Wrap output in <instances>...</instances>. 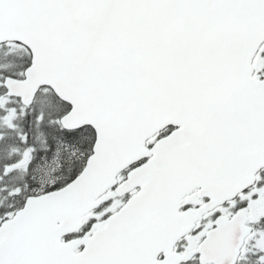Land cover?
I'll use <instances>...</instances> for the list:
<instances>
[{
  "label": "snow or ice",
  "instance_id": "obj_1",
  "mask_svg": "<svg viewBox=\"0 0 264 264\" xmlns=\"http://www.w3.org/2000/svg\"><path fill=\"white\" fill-rule=\"evenodd\" d=\"M0 264H264V0H0Z\"/></svg>",
  "mask_w": 264,
  "mask_h": 264
}]
</instances>
